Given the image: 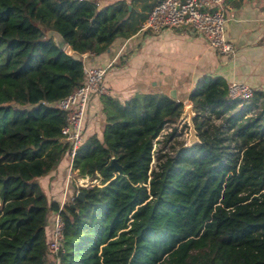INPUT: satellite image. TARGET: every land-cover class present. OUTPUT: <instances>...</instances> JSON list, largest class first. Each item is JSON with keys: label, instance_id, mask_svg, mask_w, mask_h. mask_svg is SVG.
<instances>
[{"label": "trees", "instance_id": "obj_1", "mask_svg": "<svg viewBox=\"0 0 264 264\" xmlns=\"http://www.w3.org/2000/svg\"><path fill=\"white\" fill-rule=\"evenodd\" d=\"M156 2L0 0V264H51L49 210L63 221L57 264H264V87L241 98L223 76L202 75L188 94L198 140L168 149L180 100L102 93L101 133L71 159L99 183L60 204L37 180L68 149L66 112L53 102L84 79L82 53L135 32ZM169 125L150 167L153 138Z\"/></svg>", "mask_w": 264, "mask_h": 264}, {"label": "crops", "instance_id": "obj_2", "mask_svg": "<svg viewBox=\"0 0 264 264\" xmlns=\"http://www.w3.org/2000/svg\"><path fill=\"white\" fill-rule=\"evenodd\" d=\"M96 1L100 6L112 0ZM223 6L225 35L233 44L230 53L217 51L202 34L187 25L158 31L139 28L129 36L115 37L99 53L83 52V66L110 63L103 83L107 93L120 100L135 92L169 94L174 89V98L184 106L191 102L188 94L195 81L205 74L221 75L227 83L234 80L252 88H263L264 0H224ZM104 117L100 94H92L85 111L83 138L93 132L100 134ZM70 166L71 158L66 151L53 168L37 177L47 197L60 204L76 186L85 185L77 182L83 175H78ZM53 219L54 211L49 210L45 216L47 240L52 233Z\"/></svg>", "mask_w": 264, "mask_h": 264}, {"label": "built area", "instance_id": "obj_3", "mask_svg": "<svg viewBox=\"0 0 264 264\" xmlns=\"http://www.w3.org/2000/svg\"><path fill=\"white\" fill-rule=\"evenodd\" d=\"M223 2L224 0H157L140 28L158 31L167 27L187 25L202 34L209 45L217 51L230 53L233 51V44L225 35L226 14ZM109 64L83 66L82 82L53 102L66 112V122L61 127V133L69 144L67 153L71 159L75 148L83 140L84 117L89 97L108 91L103 83V77ZM253 89L244 82L233 80L228 83V92L231 96L248 98ZM178 121L180 122V119ZM168 128L170 129V125ZM62 222L61 216L55 212L52 233L47 240L51 264L58 262L56 253L62 237Z\"/></svg>", "mask_w": 264, "mask_h": 264}, {"label": "water", "instance_id": "obj_4", "mask_svg": "<svg viewBox=\"0 0 264 264\" xmlns=\"http://www.w3.org/2000/svg\"><path fill=\"white\" fill-rule=\"evenodd\" d=\"M46 34L48 36H52L54 42L56 43V45L60 48V49H64L67 46V42L65 41L64 37L62 36V34L55 30V29H48L46 31ZM169 94L174 97L175 96V91L174 89H171L169 91ZM195 114V110L193 109V106L190 103H187L183 106L179 118L182 120H185L186 124H187V137H186V143H194L198 140V135H197V130L193 121V116ZM111 164H113L115 166L116 169H120V164L117 163L115 157L111 158ZM76 195L78 197H82L83 195V190H77Z\"/></svg>", "mask_w": 264, "mask_h": 264}, {"label": "rangeland", "instance_id": "obj_5", "mask_svg": "<svg viewBox=\"0 0 264 264\" xmlns=\"http://www.w3.org/2000/svg\"><path fill=\"white\" fill-rule=\"evenodd\" d=\"M19 106H23V107H30L32 104L31 103H23V104H18ZM202 114H206V113H202ZM180 118H178L179 120ZM215 120L217 121V118H215ZM185 120L180 119V122H175L174 126H175V136L174 138L168 140L167 142H165L164 144V149H168L169 145L171 143L174 142V139H184L186 141V137H187V126H185L184 123ZM169 130L168 126H166L165 128H163L158 135H156V137L153 138V147H152V159L150 162V167L154 166L156 163V154L158 151V148L162 145V140H163V136L165 134V132ZM92 179V180H91ZM87 183L90 182H96L99 183L100 181V177L97 178H90V176H87ZM78 182V181H77ZM81 185V184H80ZM55 214V212H54Z\"/></svg>", "mask_w": 264, "mask_h": 264}, {"label": "bare ground", "instance_id": "obj_6", "mask_svg": "<svg viewBox=\"0 0 264 264\" xmlns=\"http://www.w3.org/2000/svg\"><path fill=\"white\" fill-rule=\"evenodd\" d=\"M78 180H79V182H81L83 184H86L88 182L87 177L85 175H83V177H79Z\"/></svg>", "mask_w": 264, "mask_h": 264}]
</instances>
